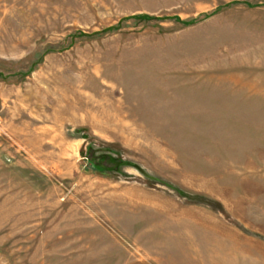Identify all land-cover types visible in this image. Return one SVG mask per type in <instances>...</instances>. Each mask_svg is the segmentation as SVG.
<instances>
[{
    "label": "rangeland",
    "instance_id": "374dc122",
    "mask_svg": "<svg viewBox=\"0 0 264 264\" xmlns=\"http://www.w3.org/2000/svg\"><path fill=\"white\" fill-rule=\"evenodd\" d=\"M0 264H264V0H0Z\"/></svg>",
    "mask_w": 264,
    "mask_h": 264
}]
</instances>
